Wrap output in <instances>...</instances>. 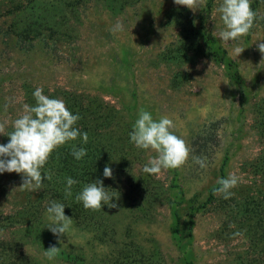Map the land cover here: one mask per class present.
<instances>
[{"label":"rangeland","instance_id":"374dc122","mask_svg":"<svg viewBox=\"0 0 264 264\" xmlns=\"http://www.w3.org/2000/svg\"><path fill=\"white\" fill-rule=\"evenodd\" d=\"M219 3L193 12L173 0H0V123L10 132L42 88L88 134L53 151L38 191L0 174V264H264V0H250L254 26L237 58L234 43L213 35L223 28ZM140 109L173 120L190 150L180 168L142 171L155 153L130 142ZM73 145L87 155L77 161ZM58 154L77 181L72 196ZM229 174L238 184L225 200L213 190ZM96 180L117 208L77 205ZM52 200L72 219L59 244L48 229Z\"/></svg>","mask_w":264,"mask_h":264},{"label":"clouds","instance_id":"9594fccd","mask_svg":"<svg viewBox=\"0 0 264 264\" xmlns=\"http://www.w3.org/2000/svg\"><path fill=\"white\" fill-rule=\"evenodd\" d=\"M175 5L184 6L195 12L205 5L206 0H173ZM216 12L223 28L218 33L222 43L235 44L233 54L236 58L245 50L240 47V38L249 34L254 26L256 13L252 10L250 0H220ZM122 30V25L117 24L113 31ZM258 49L264 57V43L258 44ZM261 61H264L262 59ZM34 105L25 103L22 114L11 122V131L6 132V123H0V135L8 137L7 144H0V174L16 173L21 176V185L18 189L38 191L43 187L45 179L50 180L51 175H42L41 169L49 160L54 150L67 142L78 138L82 143L88 142V134L81 133L76 126L80 120L78 114L74 115L65 105L62 99H53L43 94L42 88H36L33 93ZM174 122L167 116L154 120L151 113L140 109L129 133L130 142L139 150H149L155 155L151 158L142 171L146 174H160L162 170L178 169L189 158V147L185 141L174 134L172 129ZM72 156L81 160L87 155L86 149L73 145ZM194 163L201 168L207 167L206 158L194 157ZM104 178H112V169L105 166ZM77 181L66 178L65 195L72 196L71 188ZM219 187L214 194L222 195L225 200L233 195L231 189L237 186L238 177L229 174L227 178L217 180ZM75 200L81 203L85 210H101L104 206L117 208L118 205L111 201L113 195L103 186L102 180L92 181L86 184L75 196ZM65 206L52 200L46 209L51 223L49 231L57 237V243H61L60 237H64L72 223V219L65 215ZM239 236L242 233L237 232ZM59 252V247L50 246L44 255L53 259Z\"/></svg>","mask_w":264,"mask_h":264},{"label":"trees","instance_id":"16d2710c","mask_svg":"<svg viewBox=\"0 0 264 264\" xmlns=\"http://www.w3.org/2000/svg\"><path fill=\"white\" fill-rule=\"evenodd\" d=\"M112 111V110H111ZM109 113H110V111H109ZM90 130H92L93 132H94V128H92V127H90ZM96 156V155H95ZM65 159H66V157L65 158H63L62 157V155L61 154H58V155H56V168H57V170H58V172L62 175V176H64V178H67V176H68V174L70 173V170H68L65 166H64V164L66 163V161H65ZM95 162H96V160H95ZM95 162H94V164H95ZM80 192V191H79ZM80 205L81 203H77V205ZM78 209H77V211H78V213L82 210L81 208H82V206L80 207H77Z\"/></svg>","mask_w":264,"mask_h":264}]
</instances>
